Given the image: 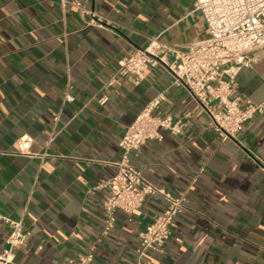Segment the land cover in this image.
I'll list each match as a JSON object with an SVG mask.
<instances>
[{"label":"crops","instance_id":"1","mask_svg":"<svg viewBox=\"0 0 264 264\" xmlns=\"http://www.w3.org/2000/svg\"><path fill=\"white\" fill-rule=\"evenodd\" d=\"M197 0H0V214L23 217L29 229L14 251L18 264H264V111L234 137L163 67L133 85L117 78L118 61L153 36L187 50L207 35ZM91 12L105 27L90 24ZM238 73L233 95L264 100V48ZM74 96L63 104L67 86ZM166 94L159 112L184 123L163 131L130 160L154 185L186 194L171 235L138 263L140 233L166 200L149 195L132 214L117 210L104 233L98 185L117 171L128 125L146 103ZM107 97L104 104L99 99ZM54 139L49 142L52 133ZM43 161L14 154L23 135ZM9 226L0 219V253Z\"/></svg>","mask_w":264,"mask_h":264},{"label":"built area","instance_id":"2","mask_svg":"<svg viewBox=\"0 0 264 264\" xmlns=\"http://www.w3.org/2000/svg\"><path fill=\"white\" fill-rule=\"evenodd\" d=\"M197 9L207 27V35L189 45L187 50H174L167 46L160 35L153 36L148 44L118 61L117 78L133 85L140 83L152 68L163 66L172 76L171 85L187 90L208 114L213 128L225 137H234L247 121L264 111V100L255 103L234 96V86L240 70L256 60L253 52L264 48V0H197ZM90 24L104 28L103 19L91 12ZM68 85L62 103L74 100ZM166 100L164 92L144 105L128 125L119 142L121 157L114 162L116 174L102 181L98 187L109 190L104 201L106 220L104 233L116 225L117 210L132 214L149 195L163 197L167 206L140 233L137 249L138 263L150 250H157L171 235L175 217L186 207V194H171L150 182L135 168L131 154L147 140H161L163 131L182 134L184 123L171 115L159 112ZM106 96L99 99L100 104ZM56 133H52L51 142ZM33 138L23 135L14 144V154L37 157L42 161L51 156L48 150L32 153ZM264 168V164H263ZM9 226L6 248L0 253V264H18L14 251L24 244L30 233L23 217L14 218L0 214ZM75 264H93V255L86 254Z\"/></svg>","mask_w":264,"mask_h":264}]
</instances>
